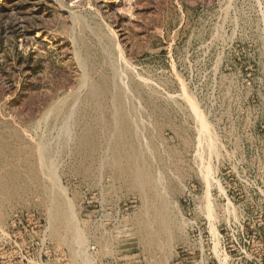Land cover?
<instances>
[{
  "label": "rangeland",
  "instance_id": "374dc122",
  "mask_svg": "<svg viewBox=\"0 0 264 264\" xmlns=\"http://www.w3.org/2000/svg\"><path fill=\"white\" fill-rule=\"evenodd\" d=\"M0 264H264V0H0Z\"/></svg>",
  "mask_w": 264,
  "mask_h": 264
},
{
  "label": "bare ground",
  "instance_id": "6f19581e",
  "mask_svg": "<svg viewBox=\"0 0 264 264\" xmlns=\"http://www.w3.org/2000/svg\"><path fill=\"white\" fill-rule=\"evenodd\" d=\"M203 121V120H202ZM201 123H203V122H201ZM202 128L203 129H206V124H205V122L202 124Z\"/></svg>",
  "mask_w": 264,
  "mask_h": 264
}]
</instances>
